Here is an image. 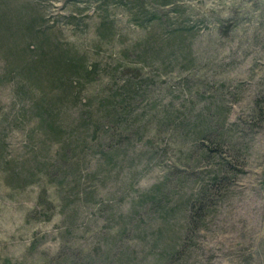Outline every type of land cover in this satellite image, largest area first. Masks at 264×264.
<instances>
[{
    "label": "rangeland",
    "instance_id": "rangeland-1",
    "mask_svg": "<svg viewBox=\"0 0 264 264\" xmlns=\"http://www.w3.org/2000/svg\"><path fill=\"white\" fill-rule=\"evenodd\" d=\"M0 264H264V0H0Z\"/></svg>",
    "mask_w": 264,
    "mask_h": 264
},
{
    "label": "trees",
    "instance_id": "trees-1",
    "mask_svg": "<svg viewBox=\"0 0 264 264\" xmlns=\"http://www.w3.org/2000/svg\"><path fill=\"white\" fill-rule=\"evenodd\" d=\"M16 23V27H21V31L25 30L30 32L29 36L33 37L34 35L32 34V29L34 27V23L29 21H23V20H19ZM15 35V34H14ZM6 36L11 38L12 34H11V30L7 29L6 31ZM45 44V41H43L41 43V47H43ZM7 45V44H5ZM52 45V44H51ZM53 46V45H52ZM15 48V46H13ZM30 45H26V50L28 52H32L33 50H30ZM7 48H9L8 52H10L11 50H13L14 48H12V46H7ZM53 48L55 49H48V50H44L43 48L41 49V54L38 56V60H34L31 59L30 61V67H34L35 69L37 68V64L40 65V63L44 60V57L47 59V62L44 61V67H48V71H50V73L52 74L53 77H57L59 76L60 78H64V79H68L69 76L75 74V72L73 71L72 67L73 65H79V69L81 70V64L80 63H76L77 61L74 60L71 56H68L66 53H63L61 51H59L58 49H56L55 46H53ZM72 69V70H70ZM72 72V73H71ZM68 77V78H67ZM68 81V80H67ZM71 81H68L67 83H69Z\"/></svg>",
    "mask_w": 264,
    "mask_h": 264
}]
</instances>
